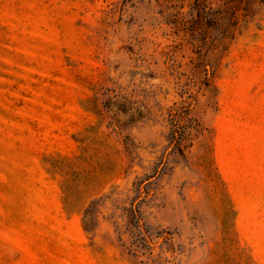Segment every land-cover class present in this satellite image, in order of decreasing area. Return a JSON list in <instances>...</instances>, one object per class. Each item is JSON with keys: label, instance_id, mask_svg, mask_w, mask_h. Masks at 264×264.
<instances>
[{"label": "rangeland", "instance_id": "1", "mask_svg": "<svg viewBox=\"0 0 264 264\" xmlns=\"http://www.w3.org/2000/svg\"><path fill=\"white\" fill-rule=\"evenodd\" d=\"M0 264H264V0H0Z\"/></svg>", "mask_w": 264, "mask_h": 264}, {"label": "trees", "instance_id": "2", "mask_svg": "<svg viewBox=\"0 0 264 264\" xmlns=\"http://www.w3.org/2000/svg\"><path fill=\"white\" fill-rule=\"evenodd\" d=\"M170 116L172 124L170 140L173 142V145L177 150H182V141L184 137L183 130L190 121L186 119L184 111L180 109H172Z\"/></svg>", "mask_w": 264, "mask_h": 264}]
</instances>
